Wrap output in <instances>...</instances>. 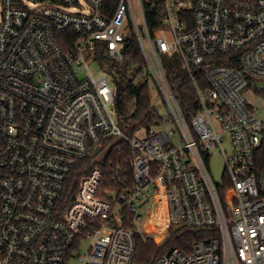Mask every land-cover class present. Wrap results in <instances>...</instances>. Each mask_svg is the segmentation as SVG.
I'll use <instances>...</instances> for the list:
<instances>
[{
	"label": "built area",
	"instance_id": "1",
	"mask_svg": "<svg viewBox=\"0 0 264 264\" xmlns=\"http://www.w3.org/2000/svg\"><path fill=\"white\" fill-rule=\"evenodd\" d=\"M153 6L150 26L143 0H0V264H133L129 222L158 244L174 226L209 232L154 264H264V120L242 94L264 82V0ZM129 32L165 109L131 136L100 62L123 59ZM180 72L198 103L189 122L169 83ZM107 139L128 143L130 179L104 186L94 164L69 186Z\"/></svg>",
	"mask_w": 264,
	"mask_h": 264
},
{
	"label": "trees",
	"instance_id": "2",
	"mask_svg": "<svg viewBox=\"0 0 264 264\" xmlns=\"http://www.w3.org/2000/svg\"><path fill=\"white\" fill-rule=\"evenodd\" d=\"M154 1L143 0L150 26L156 25L153 21L155 15ZM100 62L104 66L113 88L115 118L120 129L127 136H131L142 126H152L159 123L160 106L155 104L158 96L155 94L157 99H153L155 88L135 36L129 32V37L124 40L123 59L121 61L103 59ZM171 64V62L168 63L170 69H172ZM169 83L186 121L189 122L198 106L190 75L186 72H180L170 79ZM248 86L253 87L255 91L264 93V87H261L255 79H251ZM107 140L109 147L106 148L108 152H106L105 157L99 161H92V159L81 161L83 162V167H74L69 186L74 187L79 176L94 166V164L99 166L104 174V186L114 184L113 178L122 181L127 176L130 179L132 168L129 160L130 149L128 143L124 139ZM115 163L119 165L117 172L114 170ZM123 168L125 170L124 173L123 171L118 172ZM125 225L133 228L135 243L133 264H154L155 259L160 254L173 247L188 252L191 250L194 241L209 236V232L206 229L182 226L179 230H170L168 236L158 244L152 238H146L134 224L129 222Z\"/></svg>",
	"mask_w": 264,
	"mask_h": 264
},
{
	"label": "rangeland",
	"instance_id": "3",
	"mask_svg": "<svg viewBox=\"0 0 264 264\" xmlns=\"http://www.w3.org/2000/svg\"><path fill=\"white\" fill-rule=\"evenodd\" d=\"M168 63L170 62L168 61ZM92 72L97 73L98 71L95 69V67H92ZM257 83L261 87H264L263 81H257ZM155 94L158 95L156 92V89H154V94H153V99L156 100L157 96ZM242 94L247 100L248 104L255 110L256 116L259 119L264 120V93L255 91L253 87L247 86L242 90ZM160 112L165 113V109H163L162 106L160 107ZM142 133H143V129L141 128L138 130V134H142ZM224 147L227 148V144H225ZM209 167H210V171H211V174L214 180L220 181L222 178L223 167H224L223 158H222L220 151L215 150L212 152V155L209 161ZM79 253L80 254L84 253L83 247L79 250Z\"/></svg>",
	"mask_w": 264,
	"mask_h": 264
},
{
	"label": "water",
	"instance_id": "4",
	"mask_svg": "<svg viewBox=\"0 0 264 264\" xmlns=\"http://www.w3.org/2000/svg\"><path fill=\"white\" fill-rule=\"evenodd\" d=\"M127 37H128V34H126V38H127ZM97 149H98V148H96L95 151H97ZM180 228H181V226H174V227H173V230L175 231V230H178V229H180Z\"/></svg>",
	"mask_w": 264,
	"mask_h": 264
}]
</instances>
